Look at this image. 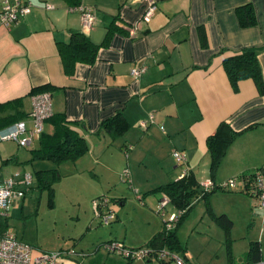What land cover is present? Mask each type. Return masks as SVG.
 <instances>
[{
    "label": "crops",
    "instance_id": "0c3cea01",
    "mask_svg": "<svg viewBox=\"0 0 264 264\" xmlns=\"http://www.w3.org/2000/svg\"><path fill=\"white\" fill-rule=\"evenodd\" d=\"M27 1L32 3L30 14L10 26L0 22V130L17 119L26 121V127L31 128L32 101L37 94L32 89L47 87L44 92L51 95L52 114L65 113L67 120L77 122L73 128L89 143L88 151L79 159L58 164L59 172L65 164H71L68 177L77 175V166L98 176L95 171L101 164L103 173H111L114 162L104 156L115 154L110 147L121 138L117 142L120 154L133 162L120 167L117 175L132 189L116 190L118 185L111 186L110 181L113 194L102 190L90 197L92 210L94 201L103 197L99 209L103 213L115 211L110 232L93 229L91 221L71 243L63 240L39 251L16 233L17 237L32 246V257L64 251L61 264H160L156 257H122L105 245L120 240L131 248H152L147 243L165 228L164 218L182 210L170 199L164 208L166 216L162 215L158 206L167 194L159 187L180 179L186 167L199 185L203 180L218 183L231 176L264 171V95L258 93L252 78L238 81L235 89L223 65L226 57L245 47H256L264 75V0H153L154 15L135 30L130 28L141 19L149 0H80L77 5L67 0ZM49 4L55 6L50 8ZM80 5L95 9L96 22L86 34L92 41L101 43L113 23L118 28L109 43L98 50L95 62H77L69 74L58 53V42H68L72 32L84 33ZM244 5L254 8L256 24H240L238 10ZM136 67L145 69L135 76L131 71ZM118 111L130 123L128 130L116 137L100 131L101 123ZM143 122L146 126H142ZM223 122L226 124L217 139L221 149L214 156L208 138ZM43 126V132H53L50 121L46 120ZM40 136L28 146H21L14 139L0 141V178L30 173L14 169L20 162L19 146L30 149L26 162L49 161L53 166L47 168L56 166L52 160L34 157L32 150L40 146ZM174 150L185 153V165L174 158ZM150 162L156 169L149 170ZM126 168L131 181L124 178ZM59 175L57 181L62 179ZM23 199L15 200L13 207L24 204ZM129 202L141 215L139 221L133 215L129 222L132 226H128L131 213L125 211ZM191 206L198 208V219L208 213L214 219L215 233L226 236L233 235L238 221L246 219V228L257 233L260 229L256 239L263 249L264 210L251 189H216L206 196L199 194ZM221 214L231 219V227L226 228L217 220ZM96 216L102 223L101 216ZM143 216L147 217V225L143 224ZM183 219L178 221L176 230ZM211 228L205 229L210 232ZM176 232L182 248L166 247L165 251L188 264H202ZM170 261L176 264L174 259Z\"/></svg>",
    "mask_w": 264,
    "mask_h": 264
},
{
    "label": "rangeland",
    "instance_id": "374dc122",
    "mask_svg": "<svg viewBox=\"0 0 264 264\" xmlns=\"http://www.w3.org/2000/svg\"><path fill=\"white\" fill-rule=\"evenodd\" d=\"M120 139H117L114 146L110 147L112 154L113 152L115 154L113 156L109 154L104 156V159L111 158L114 162V170L110 171L111 173H103L101 164L98 165L95 171L99 177L95 176L91 171H84L83 167L77 166V175L68 177L67 168L71 164H65L59 173L62 175V179L54 182L55 194L53 193V195L50 194L48 189L38 188V182L34 178L35 184L33 188L32 186L29 187L23 197L24 204L14 205L11 212H9L7 227L26 242H29L36 251L46 250L49 246L60 243L63 240L71 243L75 237L79 238V235L87 229L91 221L93 222V229L99 228L102 231L108 230L110 232L111 225L99 222L100 218L92 210L93 202L90 197L95 192H101L102 190L104 193L113 194L115 189L111 186L116 184L118 185L116 190L120 187H124L127 190L132 189L129 184L122 182L118 178L119 175H117L120 167L122 168L124 165L126 166L133 162V159L126 160L125 156H121L122 150L117 143ZM12 145L16 146L14 143ZM30 148L32 149V147ZM18 152L20 162L14 165V169H20L22 172L30 171L34 176L36 170L53 166L49 161L36 162L35 164L26 162L25 160L30 156L28 147L19 146ZM155 167L150 162L149 170ZM50 198L56 202L55 206H53V200ZM125 208V211L131 213L128 226L131 225L129 222H132L130 219L133 218V215H135L134 220L139 221L141 215L135 213V204L129 202ZM190 210V216L185 218ZM190 210L187 212L188 214H185L184 219L182 217L183 222L176 231H179L182 242L185 244L184 246L186 247L187 245L188 247L189 245L195 260L198 259L202 264H228L230 255L233 256L236 262H240V257L249 250L250 241H258L256 238L259 237L257 235L260 234V229H257V231L259 230V233H257L252 229L246 228V219L239 220L234 234L226 236V234L215 233L213 229L214 219L208 213L198 219V208L194 210L193 207H190ZM143 218L145 220L143 224L147 225V217L143 216ZM3 222L5 221L3 220ZM208 226L212 227L210 232L205 229ZM85 250L87 251V247H85ZM261 251L264 255V247Z\"/></svg>",
    "mask_w": 264,
    "mask_h": 264
},
{
    "label": "trees",
    "instance_id": "16d2710c",
    "mask_svg": "<svg viewBox=\"0 0 264 264\" xmlns=\"http://www.w3.org/2000/svg\"><path fill=\"white\" fill-rule=\"evenodd\" d=\"M70 4L77 5L80 0H67ZM239 21L243 26H252L257 23V17L252 8V5H244L238 10ZM114 23L110 25L106 37L101 43H96L89 39V36L83 32H72L68 42H58V53L62 57L65 71L72 74L75 70L77 62H84L92 64L97 60L98 50L109 43L110 37H112L116 30ZM205 43V42H204ZM258 49L256 47H245L233 56L226 57L223 61L224 70H226L232 86L237 89L238 81L246 78H252L255 81L258 88V93L264 95V75L261 69V63L259 60ZM47 87H39L32 89V93H39L47 91ZM21 120L17 119L16 121ZM50 121L53 126L52 133L43 132L40 136V146L37 149H33L34 157L42 159L52 160L56 163L55 167L43 168L37 170L34 176L38 182V188L48 189L50 194L54 193V182L60 178L58 164L64 161H75L79 157L83 156L89 148V143L85 137H83L76 129L73 128L77 122L67 120L65 113H55L46 119ZM100 131H105L112 137L120 136L124 134L129 126L126 116L122 111H118L116 115L104 120ZM226 123L220 124L216 132L209 136L208 144L212 150V154H216L221 146L217 143L219 133L224 128ZM213 154V155H214ZM215 156V155H214ZM247 178L251 177L252 173L243 174ZM247 188V187H246ZM167 194L171 201L178 207V209H184L185 212L179 217H182L190 210L191 204H193L194 198L199 194L206 196L209 192H205L201 188L198 181H196L192 172H188L185 176L176 181L159 187ZM248 189V188H247ZM216 190V189H215ZM242 190H246L243 189ZM214 191V190H212ZM53 198V197H52ZM50 198L51 200H53ZM217 220L226 228L232 226L231 219L226 214L216 216ZM1 221L0 227L2 229L7 228V219ZM176 228L166 231L165 228L155 234L147 243L152 248L150 249V258L156 257L161 263L159 254L166 249V247L180 250L182 245L179 243V238ZM143 247V246H142ZM141 248V247H139ZM262 246L260 241H254L250 244L249 250L241 256L240 262H236L233 256L229 257V264H264V256L262 253ZM161 259V260H160ZM126 264H132L128 261ZM167 264H171L169 260Z\"/></svg>",
    "mask_w": 264,
    "mask_h": 264
},
{
    "label": "built area",
    "instance_id": "2783aa9c",
    "mask_svg": "<svg viewBox=\"0 0 264 264\" xmlns=\"http://www.w3.org/2000/svg\"><path fill=\"white\" fill-rule=\"evenodd\" d=\"M32 3L27 0H1L0 9V22L4 26H10L19 22L24 16H27L32 11ZM54 4H49L48 7L53 8ZM82 19V28L85 34H87L94 26L96 22V12L94 7L89 5H80L78 7ZM156 10V4L153 0H149L146 10L143 12L141 19L130 29L135 30L141 24V22H147L154 15ZM145 68L136 67L132 69V73L135 76L140 75ZM52 99L49 92L37 93L33 97V108L30 113L33 119V126L31 128L26 127L27 123L24 120H19L9 127L0 130V141L14 139L19 142L21 146H28L33 141L34 137L40 136L44 131V123L52 113ZM142 126H146V122L142 123ZM128 151V150H126ZM174 158H176L179 164H186L187 157L185 153L180 150L173 151ZM188 167L184 168L181 177L188 174ZM129 169L126 168L123 171L124 178L131 181ZM33 182V176L30 173L18 174L8 178H0V223L10 216L11 209L15 200L22 199L26 192L29 190ZM202 189L205 192H209L215 189H251L258 199L259 206L264 210V171H254L251 177L247 178L246 175H235L227 178L222 182H215L213 180H203L200 183ZM248 189H247V188ZM103 197L97 198L94 201V210L96 215H100L102 223L109 225L112 220L116 218V213L113 210H109L103 213L99 208ZM170 203V198L165 195L158 206L162 215L166 216L165 209ZM185 210H177L170 213L164 218V226L166 231L174 229L179 221V217ZM108 250L116 252L122 257L129 259H147L150 255V251L144 246L141 248H131L120 240H113L107 242L105 245ZM32 246L22 241L17 237L16 233L8 228L2 229L0 227V264H61L60 258L63 257L64 251H50L43 252L36 257H32ZM161 263L167 264L170 259H174L176 264H188L184 259L179 256H175L174 253L163 250L159 254ZM171 257L170 259H167Z\"/></svg>",
    "mask_w": 264,
    "mask_h": 264
}]
</instances>
